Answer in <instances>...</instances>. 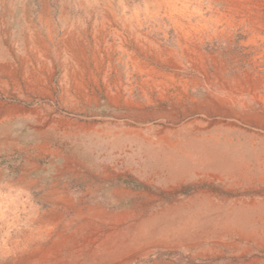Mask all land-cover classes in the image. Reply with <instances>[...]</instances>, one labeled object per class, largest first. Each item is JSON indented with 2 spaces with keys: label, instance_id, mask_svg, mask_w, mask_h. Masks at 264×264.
Wrapping results in <instances>:
<instances>
[{
  "label": "rangeland",
  "instance_id": "obj_1",
  "mask_svg": "<svg viewBox=\"0 0 264 264\" xmlns=\"http://www.w3.org/2000/svg\"><path fill=\"white\" fill-rule=\"evenodd\" d=\"M263 116L264 0H0V264H264Z\"/></svg>",
  "mask_w": 264,
  "mask_h": 264
},
{
  "label": "bare ground",
  "instance_id": "obj_2",
  "mask_svg": "<svg viewBox=\"0 0 264 264\" xmlns=\"http://www.w3.org/2000/svg\"><path fill=\"white\" fill-rule=\"evenodd\" d=\"M66 4V3H65ZM44 5V4H43ZM42 10V9H41ZM64 17V16H63ZM52 20V19H51ZM44 21V20H43ZM67 27V26H66ZM49 29H50V27H49ZM59 33V32H58ZM36 35V34H35ZM56 36V35H55ZM26 39V38H25ZM39 39V38H38ZM54 39V38H53ZM37 40V39H36ZM40 40V39H39ZM48 40H50V39H48ZM45 41V40H44ZM47 42V41H46ZM52 42V41H51ZM57 42H58V40H57ZM59 43V42H58ZM59 46V45H58ZM29 50V49H28ZM37 56V55H36ZM25 60V59H24ZM29 66V65H28ZM36 67V66H35ZM41 71V70H40ZM50 72V71H49ZM41 74V73H40ZM17 77V76H16ZM17 85V84H16ZM2 96V95H1ZM7 96V95H6ZM40 98H41V96H40ZM51 103V102H50ZM27 108V107H26ZM218 109V108H217ZM22 112V111H21ZM235 112V111H234ZM264 117V116H263ZM210 123V122H209ZM252 123V122H251ZM209 126H211L210 124H209ZM256 126V125H255ZM167 131V130H166ZM259 135V134H258ZM235 150V149H234ZM43 155V154H42ZM264 156V155H263ZM263 158V157H262ZM259 161V160H258ZM260 162V161H259ZM260 167H261V165H260ZM27 176V175H26ZM211 176V175H210ZM213 176V175H212ZM56 177V176H55ZM33 186V185H32ZM5 189V188H4ZM11 191V190H10ZM16 191V190H15ZM40 191V190H39ZM37 192V191H36ZM31 193V192H30ZM33 193V192H32ZM19 195V194H18ZM56 195V194H55ZM1 196V195H0ZM7 196V195H6ZM27 197V196H26ZM4 200V199H3ZM28 200V199H27ZM41 200H43V199H41ZM46 201V200H45ZM1 202H2V200H1ZM7 202V201H6ZM38 202V201H37ZM41 202V201H40ZM43 203V202H42ZM48 203V202H47ZM52 203V202H51ZM50 203V204H51ZM54 204V203H53ZM53 204H51V205H53ZM249 204V203H248ZM50 205V206H51ZM66 205V204H65ZM54 207V206H53ZM216 207V206H215ZM19 208V207H18ZM244 208V207H243ZM17 209V208H16ZM11 210V209H10ZM23 210V209H22ZM60 210V209H59ZM242 210H245V209H242ZM263 210V209H262ZM6 211V210H5ZM231 211V210H230ZM32 212V211H31ZM30 212V213H31ZM263 212V211H262ZM1 213V212H0ZM12 213V212H11ZM20 213V212H19ZM18 213V214H19ZM29 213V214H30ZM68 213H70V212H68ZM79 213V212H78ZM229 213V212H228ZM7 214V213H6ZM16 214V213H15ZM51 214V213H50ZM50 214H48V215H50ZM56 214H58V213H56ZM10 215V214H9ZM44 215V214H43ZM27 217V216H26ZM141 217V216H140ZM13 218V217H12ZM36 218V217H35ZM48 218V217H47ZM6 219V218H5ZM44 219H46V218H44ZM53 219V218H52ZM82 219V218H81ZM84 219V218H83ZM86 219V218H85ZM136 219V218H135ZM260 219V218H259ZM16 220V219H15ZM21 220V219H20ZM148 220H150V219H148ZM234 220V219H233ZM7 221V220H6ZM37 221V220H36ZM51 221H53V220H51ZM57 221V220H56ZM110 221V220H109ZM122 221V220H121ZM134 221V220H133ZM235 221V220H234ZM24 222V221H23ZM33 222V221H32ZM119 222V221H118ZM259 222V221H258ZM36 223V222H35ZM50 223V222H49ZM53 223H55V221L53 222ZM130 223V222H129ZM25 224V223H24ZM39 224H41L40 222H39ZM51 224V223H50ZM260 224V223H259ZM28 225V224H27ZM45 225H46V223H45ZM60 225V224H59ZM118 225V224H117ZM18 226V225H17ZM44 226V225H43ZM121 226V225H120ZM21 227V226H20ZM47 227V226H46ZM55 227V226H54ZM1 228V227H0ZM13 228V227H12ZM41 228H42V226H41ZM43 229V228H42ZM51 229V228H50ZM66 230V229H65ZM24 231V230H23ZM26 231H28V230H26ZM30 231V230H29ZM96 231V230H95ZM111 231V230H110ZM225 231H226V229H225ZM88 232V231H87ZM26 233V232H25ZM28 233V232H27ZM95 233V232H94ZM40 234H42V233H40ZM45 234V233H44ZM233 234V233H232ZM257 234V233H256ZM71 235V234H70ZM69 235V236H70ZM78 235V234H77ZM229 235V234H228ZM234 235V234H233ZM258 235V234H257ZM35 236V235H34ZM106 236V235H105ZM171 236V235H170ZM238 236V235H237ZM248 236V235H247ZM30 237V236H29ZM59 237V236H58ZM107 237H108V235H107ZM239 237V236H238ZM22 238V237H21ZM38 238V237H37ZM50 238V237H49ZM90 238V237H89ZM95 238V237H94ZM173 238V237H172ZM32 239V238H31ZM248 239H250V238H248ZM23 240V239H22ZM28 240H29V238H28ZM36 240V239H35ZM39 240V239H38ZM71 240H72V238H71ZM24 241H26V240H24ZM239 241V240H238ZM238 241H237V243H238ZM261 241H262V239H261ZM48 242V241H47ZM264 242V241H263ZM36 243V242H35ZM78 243V242H77ZM206 243V242H205ZM244 243H245V241H244ZM244 243H242V244H244ZM241 244V243H240ZM241 244V245H242ZM256 244V243H255ZM259 244H261V243H259ZM80 245V244H79ZM97 245V244H96ZM95 245V246H96ZM250 245V244H249ZM8 246V245H7ZM24 246V245H23ZM28 246V245H27ZM26 246V247H27ZM92 246V245H91ZM238 246V245H237ZM264 246V245H263ZM1 247V246H0ZM77 248H78V246H76ZM239 247V246H238ZM247 247V246H246ZM252 247V246H251ZM250 247V248H251ZM222 248V247H221ZM249 248V247H248ZM3 249H5V248H3ZM182 249V248H181ZM8 250V249H7ZM6 251V250H5ZM13 251V250H12ZM21 251V250H20ZM76 251V250H75ZM230 251V250H229ZM1 252H3V251H1ZM38 252V251H37ZM248 252V251H247ZM45 253V252H44ZM48 253V252H47ZM39 254V253H38ZM139 255L140 256H143V255H147V249H145V248H143V249H140V251H139ZM34 256V255H33ZM40 256V255H39ZM45 256V255H44ZM8 257V256H7ZM41 257V256H40ZM5 258V257H4ZM1 259V258H0ZM54 259V258H53ZM21 260H22V258H21ZM36 260V259H35ZM49 260V259H48ZM57 261V260H56ZM244 261V260H243ZM16 263V262H15ZM52 263V262H51ZM54 263V262H53ZM134 263V262H133ZM58 264V263H57Z\"/></svg>",
  "mask_w": 264,
  "mask_h": 264
}]
</instances>
